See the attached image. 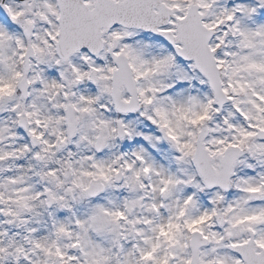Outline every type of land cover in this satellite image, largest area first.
I'll return each instance as SVG.
<instances>
[{
  "label": "snow or ice",
  "instance_id": "1",
  "mask_svg": "<svg viewBox=\"0 0 264 264\" xmlns=\"http://www.w3.org/2000/svg\"><path fill=\"white\" fill-rule=\"evenodd\" d=\"M0 264H264V0H0Z\"/></svg>",
  "mask_w": 264,
  "mask_h": 264
}]
</instances>
